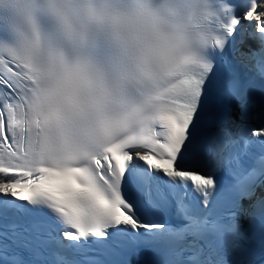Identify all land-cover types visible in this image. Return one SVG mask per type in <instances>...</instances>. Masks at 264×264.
<instances>
[{"label": "snow or ice", "instance_id": "1", "mask_svg": "<svg viewBox=\"0 0 264 264\" xmlns=\"http://www.w3.org/2000/svg\"><path fill=\"white\" fill-rule=\"evenodd\" d=\"M0 264H264V0H0Z\"/></svg>", "mask_w": 264, "mask_h": 264}]
</instances>
